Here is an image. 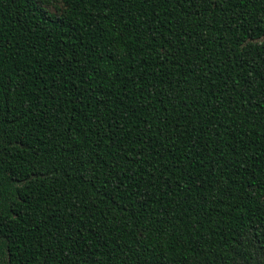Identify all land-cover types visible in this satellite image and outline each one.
Returning a JSON list of instances; mask_svg holds the SVG:
<instances>
[{
    "label": "trees",
    "instance_id": "16d2710c",
    "mask_svg": "<svg viewBox=\"0 0 264 264\" xmlns=\"http://www.w3.org/2000/svg\"><path fill=\"white\" fill-rule=\"evenodd\" d=\"M0 264H264V0H0Z\"/></svg>",
    "mask_w": 264,
    "mask_h": 264
},
{
    "label": "rangeland",
    "instance_id": "374dc122",
    "mask_svg": "<svg viewBox=\"0 0 264 264\" xmlns=\"http://www.w3.org/2000/svg\"><path fill=\"white\" fill-rule=\"evenodd\" d=\"M59 4L58 3H53V4H48L46 5V9L49 11V12H55L56 10L59 9Z\"/></svg>",
    "mask_w": 264,
    "mask_h": 264
}]
</instances>
